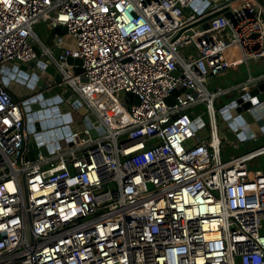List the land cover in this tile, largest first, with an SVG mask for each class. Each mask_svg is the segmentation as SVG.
Returning <instances> with one entry per match:
<instances>
[{"label": "built area", "instance_id": "obj_1", "mask_svg": "<svg viewBox=\"0 0 264 264\" xmlns=\"http://www.w3.org/2000/svg\"><path fill=\"white\" fill-rule=\"evenodd\" d=\"M38 21L65 32L44 42ZM40 56L85 112L29 159L28 105L0 72V264H264V172L250 170L264 142L220 159L213 106L235 92L226 113L250 106L230 120L264 110V89L243 98L264 82L248 68L264 63L260 0H0V71L39 76ZM241 64L245 79L209 88ZM247 126L229 128L258 136Z\"/></svg>", "mask_w": 264, "mask_h": 264}, {"label": "water", "instance_id": "obj_2", "mask_svg": "<svg viewBox=\"0 0 264 264\" xmlns=\"http://www.w3.org/2000/svg\"><path fill=\"white\" fill-rule=\"evenodd\" d=\"M264 5V0H260ZM228 16L229 14L226 12L224 14ZM47 24V21L45 22ZM53 33L63 34L64 28L60 26H56L51 28ZM38 61H30L27 63L29 68H36V70L42 69V72L39 76H37L34 72L31 73L30 77L27 78V75L22 72L16 71L17 68L15 66L12 67V72H7V67L1 68V73L3 75V83H6L7 89H9L12 93L15 94L17 98L26 99L24 100V104L28 105L25 107L26 115V124L25 130L30 134V143L28 145L27 158L32 159L35 157L36 153H40L41 155H46L47 152H51L53 148L61 147L64 145V140L61 137L64 135L61 132L64 128L65 133L68 134L70 129L74 131L73 124L69 123L64 127H57V124L60 121L74 120L78 121L80 115L85 112L82 104L77 100L73 95H71L70 91H62L60 86L59 76L54 73L53 68L51 66H44V57H39ZM66 62L79 64L78 59H73L69 56L66 57ZM9 66V65H7ZM18 68L24 70V66L18 65ZM80 68H75V72H80ZM26 79L24 87L20 88V84L24 82ZM264 89V82L259 84L256 88L250 89L243 98L247 96L253 95L256 90ZM175 90H172L171 93H174ZM120 97H131L129 93L121 92L119 94ZM264 96L260 95L259 98ZM133 103H137L136 97H132ZM169 101V100H168ZM237 103L241 102L240 98L235 100ZM235 101L230 100L227 103V107H232L235 104ZM255 99L251 100V103H254ZM264 105V104H263ZM250 106V102L244 101L240 104L239 107H236L235 110H231L229 113H226L225 110L227 107L220 106L218 108V113L221 114V118L227 121V124L231 127L234 126V122L239 125H244L248 123V126L245 128L247 130V136L251 137L252 134L261 135L264 134V110L262 107L251 108L249 113H241L240 115L234 116L233 120L229 119V115H234L236 112H240V110L245 109ZM259 109V111H258ZM68 112V114H66ZM61 116V117H60ZM87 118L89 121H86L83 124H79L83 126H89V122L93 120L92 116L87 114ZM55 126L52 129L48 130L47 133H43V139L45 141L51 140L53 141L51 144L47 143L45 146L41 145L39 142V129H43L44 127ZM70 127V128H69ZM99 132L101 130L99 129ZM54 134V135H53ZM95 133L90 132V136H93ZM82 134H79L78 137H81ZM57 139V141H54ZM38 145V146H36ZM67 145L70 146L71 142H67Z\"/></svg>", "mask_w": 264, "mask_h": 264}, {"label": "rangeland", "instance_id": "obj_3", "mask_svg": "<svg viewBox=\"0 0 264 264\" xmlns=\"http://www.w3.org/2000/svg\"><path fill=\"white\" fill-rule=\"evenodd\" d=\"M34 32L40 37L42 41H46V38L52 33L51 28L45 24L43 21H38L33 26ZM248 68L250 74L257 75L264 71V63H255L250 61L248 63ZM247 77L246 68L242 64L239 65L237 71L232 72L229 70V74L222 77H216L212 80L209 88H213L214 86H225L230 83L239 82ZM236 97V93L233 92L227 95H221L218 99H215L213 102L214 109L217 113L216 122L219 134L222 133L225 138L224 143L225 147L221 150L220 159L225 160L231 155H236L242 151L252 149L254 147L259 146L264 142V134L255 136L254 138H247L243 140L237 139L235 134L231 132L229 126L226 122L222 123V119L218 117V108L223 103H228L230 100ZM202 109V105L197 106L194 110L198 112ZM250 170L253 172L258 170L260 172H264V156H261L251 162Z\"/></svg>", "mask_w": 264, "mask_h": 264}, {"label": "crops", "instance_id": "obj_4", "mask_svg": "<svg viewBox=\"0 0 264 264\" xmlns=\"http://www.w3.org/2000/svg\"><path fill=\"white\" fill-rule=\"evenodd\" d=\"M50 35H51V34H50ZM50 35H49V36H50ZM49 36H48V37H49ZM48 37L46 38V41H47ZM46 41H45V42H46ZM224 147H225V146H224ZM224 147H223V148H224Z\"/></svg>", "mask_w": 264, "mask_h": 264}]
</instances>
